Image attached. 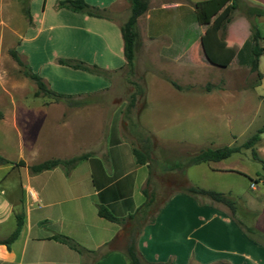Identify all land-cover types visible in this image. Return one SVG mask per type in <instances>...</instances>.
Listing matches in <instances>:
<instances>
[{
	"label": "crops",
	"instance_id": "0c3cea01",
	"mask_svg": "<svg viewBox=\"0 0 264 264\" xmlns=\"http://www.w3.org/2000/svg\"><path fill=\"white\" fill-rule=\"evenodd\" d=\"M22 1L29 9L31 22L23 9L27 23L16 49L21 60L42 77L48 88L70 95L71 100L79 104L69 105L73 113L67 119L64 117L67 104L62 101L45 96L39 102L27 98L36 88L33 89L31 80L23 76L30 84L27 93L21 97L11 93L7 106L0 110V130L11 139L14 148V152L2 150L1 154L15 161L12 167L19 174V187L24 192V202H7L0 198V264H129L125 254L127 243L116 246L125 237L126 230L130 238H135L141 264H264V243L253 237V233L264 236V207L254 212L256 216L249 220L240 217L237 210L234 214L228 212L219 206L221 203L206 196H193L180 190L163 202L153 220L148 219L138 226L135 218L129 217L146 199L143 190H147L150 170L148 162H137L133 143L123 130L121 110L127 101L121 96L112 101L116 105L107 132L98 145L95 104H86L89 97L111 91L118 73L126 67L120 27L122 17L127 18V0H85L105 9L108 17L90 16L59 6L61 0H0L3 24L8 25L17 17L23 21ZM189 1L195 4L203 0ZM245 1L264 7V0ZM148 17L150 23L151 13ZM199 25L202 29L198 43L203 52L202 37L207 26ZM241 29L244 31L242 26L239 30L232 28L228 37L231 39H225L226 45L235 50L230 64L237 60L244 45V41L239 42L244 34ZM162 32L166 29L154 31L150 37L154 40L153 37ZM190 38L185 31L180 42V57L196 43ZM167 41L164 54L158 53V61L161 59L162 65L169 70V65H174L171 49L175 43L170 35ZM140 46L139 43L135 50V66L142 63L138 54ZM60 58L95 64L105 73L63 65L58 62ZM152 77L148 89L157 83L163 84L158 77ZM169 89L179 95L192 94L190 89L183 92ZM75 126H82V132L88 137L82 149L75 147L71 140ZM65 127L69 129L66 137L61 135ZM129 130L133 135L138 133L134 126ZM152 134L158 140H173L158 132ZM81 153L90 155L68 170L58 165L32 173L28 168L48 158H69ZM20 161L24 165L16 167ZM248 197V202H255V196ZM99 207L120 220L100 216ZM17 216L21 219L19 234L7 244L4 240L15 229ZM56 234L67 235L84 248L97 252L78 253L53 239ZM108 247L109 251L102 256Z\"/></svg>",
	"mask_w": 264,
	"mask_h": 264
},
{
	"label": "rangeland",
	"instance_id": "374dc122",
	"mask_svg": "<svg viewBox=\"0 0 264 264\" xmlns=\"http://www.w3.org/2000/svg\"><path fill=\"white\" fill-rule=\"evenodd\" d=\"M147 1L148 9L137 20L141 44L138 54L142 63L138 66L133 65L132 71L125 67L118 73L119 76L113 82L111 91L93 95L89 97L87 103L85 102L95 104L94 113L97 119L95 141L98 145L107 132L111 114L116 105L112 101L118 96L125 98L127 103L121 110L125 135L132 141L134 148L142 150L143 146L148 145L145 149L150 170L147 190L153 203L145 220L154 216L172 193L190 184L229 192L240 217L252 220L256 216L254 212H259L260 207H264V183L262 182L264 163L254 159L250 149L241 148L240 151L220 162L210 161L191 165L181 172L179 169H168L173 163V153L169 148H174L176 143L212 148L241 145L264 123V51L260 56L258 68L262 73L260 78L257 77L256 72L251 71L249 66L254 44L251 25L254 24L260 29L261 38L258 39V44L264 47V16L249 15L248 8L257 5L245 0H236L235 8L218 20L215 17L212 18L216 35L224 40L231 39L228 37L232 28L234 30L237 27L239 30L242 26L244 29V31L240 30L244 34L239 42L244 41V45L237 60L226 67H221L209 63L201 50L198 36L202 27L195 18L193 2L189 0ZM127 2L125 11L128 17L129 0ZM25 6L26 2L22 1L23 21H19L17 17L5 25L0 16V110L7 106L11 93L21 97L30 88V84L26 81L28 79L23 77L19 65L9 54L10 49H17L26 26L27 19L23 14ZM223 9L224 7L219 10V13ZM151 12L152 25L148 17ZM227 14L229 21H225ZM118 17L121 18V16ZM124 19L122 17L123 22L126 20ZM162 29H166V32L153 37L154 40H152L151 34ZM185 31L187 35L190 34V39L196 40V43L186 55L180 57L182 52L180 42ZM167 35L172 36L175 43L171 49L174 54L172 56L174 65H169V70L162 65L161 59L158 61V53L164 54V46L168 42ZM156 40H158L157 43ZM145 76L148 77L145 78ZM152 76L158 77L164 85L157 83L148 89ZM170 81H174L182 88H175ZM30 82L33 89L36 88L35 83L32 80ZM165 84L181 92L190 87L192 94H175ZM225 89L226 93L220 95ZM140 91L143 95L139 94ZM135 93L134 105H128L131 95ZM206 93L208 95H205ZM37 97L27 95V98L33 102H39L44 96L41 95L40 99ZM80 98L76 99L82 100ZM62 103L67 104L64 117L68 119L73 111L66 101ZM132 126L138 132L135 135L130 133L129 129ZM74 129L75 133L71 140L75 147L82 149V146L88 143V137L82 132V126H75ZM68 132V127H65L61 135L66 137ZM153 132L170 136L173 140H158L152 134ZM11 135L15 136L13 132ZM147 136L150 138L148 141L145 140ZM10 143H12L11 139L0 130V155L5 158L7 157L1 154L2 150L14 152L13 145ZM254 148L264 162V133L261 134ZM7 159L10 160L9 163L0 164V188L5 190L0 189V198L7 202H24V192L19 187V174L12 167L15 161ZM5 175L6 177L2 180ZM256 180L259 181L256 182ZM252 183L254 187L251 186ZM249 195L255 196V202H248ZM220 205L231 212L227 206ZM127 232L128 230L116 246H124L129 242L131 235ZM253 237L264 243L263 235L253 233Z\"/></svg>",
	"mask_w": 264,
	"mask_h": 264
},
{
	"label": "trees",
	"instance_id": "16d2710c",
	"mask_svg": "<svg viewBox=\"0 0 264 264\" xmlns=\"http://www.w3.org/2000/svg\"><path fill=\"white\" fill-rule=\"evenodd\" d=\"M229 0H203L196 2L194 4V15L196 20L201 25H206V33L202 37V46L203 53L211 64L226 67L230 64L232 59L235 57V50L226 45V42L223 38L216 35V27L215 23L212 21V18L215 17L218 20L220 17L228 13L231 9L235 8L236 0H231L230 4H227ZM227 4V5H226ZM59 6L67 7L74 11H80L86 13L90 16L96 17H108L109 14L105 9H100L96 6H92L88 4L85 0H61L58 3ZM130 12L126 20L121 24V35L123 39V53L126 60V67L129 71H132L134 65V52L137 46L140 43V33L137 26V20L139 16H141L148 9V1L147 0H129ZM223 9L221 13H219L220 9ZM24 14L27 17L28 21L31 22V15L29 9L27 7L24 8ZM152 14V12H151ZM248 14L254 16H264V7L257 5L251 8H248ZM225 21H229L228 14L225 16ZM151 23V21H150ZM152 25V23H151ZM252 38L254 40V44L251 49L252 58L249 62V66L251 71L256 72L258 78L261 77V73L259 72V57L262 54L264 47L258 44V39L261 38L260 29L252 24ZM9 54L15 60V62L19 65L21 69V73L23 76L32 80L36 85V90L34 91V96H46L54 101H66L69 105H77L79 102L75 100H71L70 95L62 94L55 92L47 87L42 77L34 72L31 67L23 62L17 52L16 49H10ZM58 62L63 65L70 66L76 69H82L89 72L95 73H105L104 70L99 68L97 65H88L85 62L71 60V59H58ZM170 83L177 89H181L182 87L176 84L174 81H170ZM187 87L186 89H189ZM140 95H143V92H139ZM136 100V93L131 95L130 101L128 105H134ZM144 106V105H143ZM2 117V112L0 111V118ZM264 133V123L256 129V131L249 136V138L244 141L241 145H223L219 147H202L196 146L187 143H176L175 147L169 148L172 154L173 163L169 165L168 169H179L181 172L185 170L186 167L191 165H196L200 163H206L210 161H220L229 157L231 154L240 151L241 148L250 149L252 156L254 159L259 160L264 163L263 160L258 156L254 146L259 141L261 134ZM145 140H150L149 136L146 137ZM148 146V145H147ZM147 146H143V149L133 148V153L136 157L138 163L143 164L148 162L146 148ZM89 153H81L78 155H74L69 158H48L41 162L31 164L28 166L29 170L32 173H38L43 170L52 169L58 165H63L68 169L76 165L80 160L87 158ZM10 160L0 155V164L9 163ZM17 165H24L23 161L16 163ZM251 179V178H250ZM259 180H256L258 182ZM264 183V178L262 179ZM186 193L197 196L202 195L206 196L212 201L221 203L227 206L231 213L235 212V202L230 198L228 193H224L221 191H217L214 189H206L194 185H188L182 189ZM145 201L139 206L135 214L129 216L130 218H135L138 226L143 225L146 222L145 216L151 209V205L153 200L150 196V193L144 189ZM98 214L108 220L119 221V218L114 217L111 213H109L106 209L99 207ZM154 216H152L149 220H153ZM21 227V219L17 216V223L15 229L12 233L4 240L5 243H9L14 240L19 234ZM248 231H251L252 228H247ZM53 239H56L71 249L77 251L81 254H89L96 253L97 251L88 250L81 246L78 242H76L73 238L63 235L56 234L52 236ZM108 246V244H106ZM110 246V245H109ZM108 249L103 252L102 256H104L108 251ZM125 254L129 261V264H141L140 255L136 249L135 238L134 236L129 239L127 243ZM216 264H225V263H216Z\"/></svg>",
	"mask_w": 264,
	"mask_h": 264
},
{
	"label": "built area",
	"instance_id": "2783aa9c",
	"mask_svg": "<svg viewBox=\"0 0 264 264\" xmlns=\"http://www.w3.org/2000/svg\"><path fill=\"white\" fill-rule=\"evenodd\" d=\"M251 186L254 187V184L252 183Z\"/></svg>",
	"mask_w": 264,
	"mask_h": 264
}]
</instances>
